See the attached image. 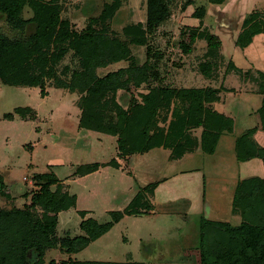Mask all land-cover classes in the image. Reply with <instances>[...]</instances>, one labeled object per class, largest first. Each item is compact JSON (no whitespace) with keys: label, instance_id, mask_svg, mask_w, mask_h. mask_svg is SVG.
Listing matches in <instances>:
<instances>
[{"label":"trees","instance_id":"trees-1","mask_svg":"<svg viewBox=\"0 0 264 264\" xmlns=\"http://www.w3.org/2000/svg\"><path fill=\"white\" fill-rule=\"evenodd\" d=\"M224 1L210 0L215 5ZM190 4H184L182 10ZM121 5L122 0L106 2L101 13L90 17L79 30L71 18L62 16L65 0H0L1 24L5 23L15 32L10 35L0 31L1 82L38 87L44 96L47 81L53 80L57 87L78 92L80 127L117 137L118 158L127 160L153 147L169 149L171 159H179L198 148L213 153L222 135L235 131L234 118L214 108L220 99L218 91L223 87V80L231 73L249 77L258 84L256 90L264 93V72L259 70L255 76L227 57L221 37L200 28L208 7H197L192 16L198 18L200 24L186 27L191 31L192 40L201 39L205 44L203 57L206 58L199 64L200 80L219 77L222 82L219 86L209 83L180 88L151 86L140 94L141 99L132 98L125 107L119 102L118 91H128L131 86L139 88L148 84L153 74L157 75L149 62L155 54L149 56V36L171 18L172 5L171 0H146V20L125 26L124 38L113 34L108 26ZM260 33H264V21H246L236 44L245 48ZM136 46L147 48L148 59L142 65L134 56ZM180 46L184 53H191L186 42H181ZM69 52L78 61L77 67L72 70L65 65L59 70L60 62ZM124 60L129 61L127 67L99 75L100 68ZM28 109L32 108L17 107L15 112L23 115ZM169 113L172 114L170 119ZM259 116L264 128V99ZM257 127L244 131L237 138L240 159L260 158L264 162V146L254 137ZM196 130L200 131L197 135ZM108 164L120 165L116 158ZM101 165L99 162L83 164L77 173L89 174ZM33 177L39 188L26 195L29 203L0 205V264H148L79 260L74 255L108 232L125 214L138 212V207L144 203L139 200L144 196L142 192L148 190L153 194L156 184L145 186L124 211H111V219L107 222L101 223L92 216L86 217L87 211H79L82 217L79 233L61 237L57 234L59 213L76 207L77 195L53 189V185L61 183L54 172L36 173ZM4 187V177L0 174V195L4 194ZM234 211L242 215L238 224L202 218L204 222L199 223L198 234L201 264H264V177H248L238 184ZM55 248L68 254V258L47 261V251Z\"/></svg>","mask_w":264,"mask_h":264},{"label":"rangeland","instance_id":"rangeland-1","mask_svg":"<svg viewBox=\"0 0 264 264\" xmlns=\"http://www.w3.org/2000/svg\"><path fill=\"white\" fill-rule=\"evenodd\" d=\"M109 1L111 0H65L62 16L71 18L81 30L89 18L98 16L104 4ZM145 1L122 0L121 7L108 24L111 32L124 38L125 26L133 22H144L147 17ZM186 3H192L188 7H192L191 10L194 11L197 7H208L200 28L222 36L224 52H232L237 64L245 66L252 62L248 57L250 53L241 47L239 49L237 44L238 47L233 48V40L237 30L240 32L246 21H264V0H225L216 5L210 0H171V18L158 32L149 36V56L152 57L155 53L149 62L157 75L153 74L150 82L139 88L131 86L128 91L119 90L118 99L123 106L128 107L132 98L141 99L140 94L147 92L151 86L170 85L180 88L184 85L206 84L205 79L200 80L199 73V64L206 58L203 57L206 48L203 40L194 41L190 38L191 31L186 26L192 23L186 21L191 15L186 11L188 7L182 10ZM195 25L198 23L195 22ZM1 30L15 35L9 26L1 24L0 17ZM181 42L189 44L192 49L190 54L184 53ZM133 52L140 65L148 59L146 47L136 46ZM255 58L252 60H256ZM128 64L127 60L113 63L100 68L98 73L105 75L127 67ZM65 65H69L72 70L78 65L70 52L60 62L59 70ZM242 78L236 73L226 76L223 87H219L220 99L217 104L224 103L227 107L233 106L239 110L241 101L250 106L257 105L264 99V93L247 90ZM221 82L222 78L218 77L209 84L219 86ZM257 86L254 83L255 89L259 88ZM78 98V92L57 87L53 80L47 81L44 96L38 87L5 85L0 80V174L5 181L0 205L10 207L23 206L27 201L29 203L30 198L26 195L39 188L33 175L54 172L61 183L52 188L77 195L76 207L59 213L57 234L61 237L67 233H79L82 221L79 211L85 210L86 217L92 216L101 223L107 222L111 219V211H124L128 208L138 192L143 191L145 183L156 184L167 171L169 173L173 169V166L165 165L168 150L159 147L151 148L146 154L133 155L129 163L118 158L117 137L80 127L81 109L77 104ZM216 105L214 104V108ZM24 106L32 109L23 111V115L15 112L17 107ZM168 116L170 119L172 114L169 113ZM242 127L240 125L237 131H242ZM199 132L196 130V135ZM227 142L230 143L229 137H223L218 153L215 149L214 155L207 154L204 164L208 165L209 160L208 167L203 164L207 181L215 183L212 188L216 192H220L218 189L223 183L226 184L223 179L227 174L231 171L235 174L237 168L238 161L228 152L229 145L224 146ZM113 158L122 160L119 166L108 164ZM95 162L102 164L99 171L88 176L77 173L81 165ZM142 193L144 196L139 200L144 203L138 207V212L125 214L108 232L74 256L79 260L201 264L198 234L199 223L203 220L200 214L193 213L189 218L188 215L184 217L183 211L187 210L185 204H178L176 200L169 204H156L157 200H154L153 194L148 190ZM203 219L208 220L206 217ZM64 258H68V254L59 248L49 249L45 255L47 261H60Z\"/></svg>","mask_w":264,"mask_h":264},{"label":"crops","instance_id":"crops-1","mask_svg":"<svg viewBox=\"0 0 264 264\" xmlns=\"http://www.w3.org/2000/svg\"><path fill=\"white\" fill-rule=\"evenodd\" d=\"M191 9L192 7H188L186 10L191 15L187 18L186 22L192 23L189 25H195V22L199 24V19L192 16L194 10ZM239 33V30H237L233 40V48L235 49L238 47L236 45V40ZM220 37L222 38V36ZM238 48L241 49L240 47ZM243 49L247 53H250V56L248 57L252 62H248L247 65L242 66L234 61L235 64L244 71L250 70L251 73L255 74V76H257V71L259 70L264 72V33L255 35L252 43ZM231 53L232 52L228 51L225 55L234 60ZM252 58H255L256 60H252ZM241 80L242 83L248 87L247 90L257 93L260 92L253 87L254 82H252V79H249V77H243ZM210 81L205 80L206 83H210ZM262 101L263 100L257 103V105L250 106L247 102L241 101L242 105L239 110L237 108H233V106L227 107L224 103L217 104L218 101L215 103V105L217 104V109L229 116H232L235 120V131L222 135L221 139L223 137H229L230 143L227 142L224 146L227 147L229 145L228 152L233 154L236 161H238L235 174H232V171L227 174L225 179H223L226 181V184L223 183V186L218 189L220 192L213 190L215 183L207 181L206 174L204 173V166L208 167L209 165V160L208 165H206V163L204 164L207 154L214 155V153H206L201 148H198L192 152L186 153L179 159H171L170 150L166 149L168 150V156L165 165H170V167L173 166V169H171L169 173L167 171V173L162 176L161 181L158 183L156 182V187L153 193L154 200H157V202L155 201L156 204H169L171 201L176 200V203L185 204L187 206L188 211H183L185 214L184 217L188 215L189 218V216L193 215V213H196L197 215L200 214V217L202 218L206 217L208 220L226 221L232 224L240 223L242 215L234 211L236 189L238 184L245 178L253 176L264 177V162L260 158L245 160L240 159L236 149V142L239 135H241L244 131L258 126L254 137L260 145L264 146V128L260 125L259 116V109L262 105ZM240 125L243 126L242 131L238 132L237 129ZM221 139L216 147V153H218L221 148V146H219ZM159 148L165 149L163 147ZM132 158L133 155L128 157V161L126 160V162L129 163ZM184 159H186V162H184ZM123 160L125 161V159ZM121 161L122 160L120 159L118 160L119 164ZM99 170L100 168L97 171ZM89 174L85 176H88ZM219 178L221 179L222 177ZM148 184L150 183H145L144 186H147Z\"/></svg>","mask_w":264,"mask_h":264}]
</instances>
